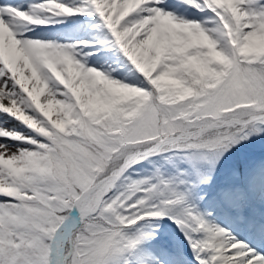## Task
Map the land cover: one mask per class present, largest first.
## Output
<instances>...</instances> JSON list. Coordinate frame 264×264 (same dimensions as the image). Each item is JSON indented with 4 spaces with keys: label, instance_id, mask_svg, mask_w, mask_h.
Instances as JSON below:
<instances>
[{
    "label": "snow or ice",
    "instance_id": "1",
    "mask_svg": "<svg viewBox=\"0 0 264 264\" xmlns=\"http://www.w3.org/2000/svg\"><path fill=\"white\" fill-rule=\"evenodd\" d=\"M41 0L0 5V112L38 135L0 126V264H132L172 219L197 264H264V252L211 222L194 182L131 179L167 152H218L264 132V0ZM99 17L142 86L110 78L75 46L26 38L29 26ZM88 43V42H82ZM181 175H184L183 173Z\"/></svg>",
    "mask_w": 264,
    "mask_h": 264
},
{
    "label": "rangeland",
    "instance_id": "2",
    "mask_svg": "<svg viewBox=\"0 0 264 264\" xmlns=\"http://www.w3.org/2000/svg\"><path fill=\"white\" fill-rule=\"evenodd\" d=\"M81 3L82 0H74L73 4L79 5ZM166 3L168 6L167 10L173 11L182 18L190 20H202L205 18L201 12L194 7H190L183 0H166ZM95 22L97 23V20ZM98 23H102V21H98ZM102 30H104V28L92 30L90 32L88 41H86L88 42L87 44L90 45L88 49L81 50L79 46H75L77 47V51L82 53V56L78 54V58L81 59L82 62H86L87 66L94 67L97 70L109 74L110 78L119 79L121 82L129 83L133 86H142V82L145 81L146 78H144L137 69H129L130 66L134 67V65H131V62L128 61L126 57L116 53L118 45L112 46L107 43L106 41L111 39V36L104 31L102 32ZM56 43L58 44V42ZM64 45H67V43ZM105 57L107 58L103 61L104 64L102 65V59ZM124 58L126 60H124ZM124 62L128 63V65ZM5 120L9 121L6 122ZM5 120L2 121L6 124L0 126L15 129L26 135H38L13 117V122L10 121L11 118H6ZM0 143H6L13 147L26 146L5 138H0ZM244 144L247 145L244 146ZM190 155V153L185 152L157 154V156H151L133 165L126 175L131 179H142L151 177L159 172L166 178H182L194 182L196 186L192 189V202L197 204L199 209L205 214L210 213L207 218L211 222L230 230L232 234L236 236L232 228L225 225L226 220H223V218L227 214L226 211H219L217 208H212V195L216 190L212 192V194H205L204 190H202L204 188L202 187H205V190L209 188L211 191L213 185L221 188L225 185L224 182H227L225 180L231 181L233 178L232 174H237L238 166L236 165L238 161H240L242 165H245L247 162L248 167L253 166L255 170L253 173L259 174L264 180V172L261 173L264 167V132L252 134L249 139L236 144L235 147L233 146L229 151L224 152L223 155L218 152L207 154L196 153L194 158L189 159ZM219 170L224 172V180L221 176L215 175V172ZM182 173L184 175H181ZM248 175L253 176L255 174L249 173ZM253 192L259 197H262L261 208L264 209V185L258 192L257 189L253 190ZM240 193L242 192L236 193V196L239 197L241 195ZM232 194L229 190L224 194L226 209L234 214V218L237 220L238 225L247 223V217L254 214V212L249 206L247 207L248 209H245L242 204L235 205L232 200ZM213 199H215V197H213ZM240 213H242L244 217L241 216ZM256 214L259 215L255 216L256 220L264 219V216H261L258 211H256ZM172 223L164 218L145 223L144 230L154 232V236L143 243L134 253L129 254V256L132 257V264H197L195 254L188 240L184 237L178 225L174 221ZM237 238L241 239L240 237Z\"/></svg>",
    "mask_w": 264,
    "mask_h": 264
},
{
    "label": "trees",
    "instance_id": "3",
    "mask_svg": "<svg viewBox=\"0 0 264 264\" xmlns=\"http://www.w3.org/2000/svg\"><path fill=\"white\" fill-rule=\"evenodd\" d=\"M247 144H244V146H246ZM236 145H234V147H235ZM238 146V145H237ZM234 151V150H233ZM236 152V151H235ZM239 152V151H238ZM240 160V159H239ZM236 166H238L237 167V174H238V181L236 182V184L239 186V185H244V186H250L251 185V183L253 182V180H254V178H255V175H253V176H248V174L250 173V174H256V173H253V171H255L254 170V167L252 166H249L248 167V165H247V162L245 163V165H242L241 163H240V161H238L237 162V165ZM248 167V168H247ZM244 168V169H243ZM246 168V169H245ZM217 172V175H219V176H221L222 178H223V180L225 179L224 178V172L222 171V170H219V171H216ZM237 174H232V176H236ZM234 180H236V179H234L233 178V182H234ZM251 180V181H250ZM245 182H247V183H245ZM250 182V183H249ZM129 258L131 259L132 257L131 256H129Z\"/></svg>",
    "mask_w": 264,
    "mask_h": 264
},
{
    "label": "bare ground",
    "instance_id": "4",
    "mask_svg": "<svg viewBox=\"0 0 264 264\" xmlns=\"http://www.w3.org/2000/svg\"><path fill=\"white\" fill-rule=\"evenodd\" d=\"M96 26H94V28H95ZM9 114H6V113H3V112H1V115H0V117L1 118H5V117H7ZM260 231H262V227H260Z\"/></svg>",
    "mask_w": 264,
    "mask_h": 264
}]
</instances>
